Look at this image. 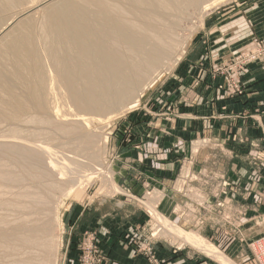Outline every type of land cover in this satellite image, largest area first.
I'll list each match as a JSON object with an SVG mask.
<instances>
[{
	"label": "bare ground",
	"instance_id": "bare-ground-1",
	"mask_svg": "<svg viewBox=\"0 0 264 264\" xmlns=\"http://www.w3.org/2000/svg\"><path fill=\"white\" fill-rule=\"evenodd\" d=\"M50 1L0 0V123L46 126L48 139L60 133L80 150L94 144V137L84 131L89 119H59L56 86L64 88L70 104L86 114L121 116L182 59L193 36L182 45L184 40H178L184 16L197 15L199 29L210 10L229 0H56L45 6ZM40 7V20L27 15ZM12 137L19 140L0 136V153L13 160V165L0 161V189L27 178L37 180L38 189L25 188L0 200L18 216L14 220L0 216L4 253L0 264H52L53 230L61 238L62 223L58 211L54 217L47 213L50 195L59 184L46 179L50 176L44 173L43 155H49L47 163L61 175L65 163L51 158L49 147ZM155 216L164 234L221 264H234L200 235L175 227L163 215Z\"/></svg>",
	"mask_w": 264,
	"mask_h": 264
},
{
	"label": "rangeland",
	"instance_id": "rangeland-1",
	"mask_svg": "<svg viewBox=\"0 0 264 264\" xmlns=\"http://www.w3.org/2000/svg\"><path fill=\"white\" fill-rule=\"evenodd\" d=\"M37 1L40 2V0ZM239 1L229 0L210 10L204 18L203 26L199 29L200 21L197 15L191 13L190 16L188 14L187 17L184 16L178 27V37L180 38L178 40L180 43L184 40L181 43L182 45L192 34L194 37L192 36L182 59L171 71L164 73V76H160L159 80L150 87L151 89L149 88L140 97V101L132 110L121 116L110 118L112 119L110 120L108 119L112 117L110 115L86 114L70 104L71 102L68 100L64 88L56 86L55 98L58 111H60L59 119L88 118L89 124L84 131L94 137V144L91 148L75 149L73 147L74 143L60 133H53V137L48 139L47 132L50 131L46 126L25 122L2 121L0 123V136L16 140L18 138L12 136H20L21 140L29 144L49 147L51 158L56 162L59 161L58 163L67 164L62 165L66 168V172L65 175H61L58 170L54 171L47 163L49 155L47 157L45 154L43 155L46 161L42 157L44 159L42 163L44 173H49L50 176L46 179L57 181L59 184V189L50 195L49 211L46 209L48 211L47 215L52 217L58 211L62 223L61 238L58 239L57 230L55 228L53 230L54 256L52 264H109L108 256L102 249V241L99 239L97 231L94 229L84 230L81 236L75 239V236L68 235L69 224L65 220L67 210L74 208V205L82 210H87L88 207L94 208L105 201L108 202L104 205L105 209H108V206H113L118 212H124L123 215L128 216L123 217L128 225L126 234L121 241L125 244L130 243L135 256L145 257L149 264H151L152 254L158 257L156 247L165 249L169 253H185L195 258H203L221 264L160 231L155 216L159 214L168 218L175 227L200 235L224 253L234 264H257L253 258L251 248L254 242L264 239V222L261 223L263 226L258 225L257 222L250 220L249 214L256 209L258 216H262L259 224L264 221V191L258 189L263 177L264 160L252 156L248 152V146L235 139V142L238 141L239 144L243 145L241 148L235 146L239 150V152H236L229 147L232 144L228 142L211 139L195 140L193 145L191 144L193 158L190 155V157L179 160L177 176L171 188H169L171 189L169 192L168 188L164 190L154 187L140 169L133 167L134 163L126 161L124 157L119 155V146L116 144L118 141L132 140L129 122L135 123L131 118L136 114L145 112V109H149L152 116L159 114L158 109L163 105L164 98H166L165 91L173 83V75L186 57L191 44L204 30L207 24L206 20L213 16L212 14L223 13L225 9L227 11L235 9ZM51 2L55 3L56 0L47 2L45 6L51 4ZM42 7L27 15L32 14L35 19L40 20L42 18ZM15 12L6 14V20L12 18ZM233 13L232 11L229 16ZM25 16L21 18H25ZM254 40L264 42V37L253 38L250 46ZM239 53L233 55L223 64L213 67L214 76H221L224 79V94L228 98L244 95L245 86L242 78L251 65L259 64L264 70V64L262 63L238 65ZM235 73L239 74V84L230 80V77L234 78ZM49 86L48 83L46 92L49 90ZM172 113L173 108L170 102H167L164 105V114L169 116ZM31 114H34V112H31ZM34 115L38 116L40 114ZM137 116L139 121L143 117L140 114ZM134 119H137V117ZM15 128L19 129L21 133H15L13 130ZM34 133L37 135H33ZM135 147L137 148V146ZM0 161L4 164H11L13 160L11 156L0 153ZM228 162L234 168L239 166L248 168L250 171L249 181L253 179L251 185L244 186L243 180L242 182L241 180L240 182L233 180L230 168L227 166ZM254 166L255 168H253ZM50 178L51 180H49ZM25 188L29 190L38 189V181L27 178L21 184H11L8 188H5L6 190L0 189V200L12 198L13 194ZM254 193L255 199L251 201ZM43 194H46L45 190ZM118 202L121 204L116 207L114 203ZM5 215L10 217V220L18 217L17 213L7 210L0 203V216ZM35 218L41 220L40 214H37ZM0 255H4L2 250H0ZM158 261L159 264H162L160 258H158Z\"/></svg>",
	"mask_w": 264,
	"mask_h": 264
},
{
	"label": "crops",
	"instance_id": "crops-1",
	"mask_svg": "<svg viewBox=\"0 0 264 264\" xmlns=\"http://www.w3.org/2000/svg\"><path fill=\"white\" fill-rule=\"evenodd\" d=\"M232 11L233 15L229 16ZM212 15L173 75V83L165 91L166 98L158 109L159 114L152 116L150 110L145 109V112L138 113L143 115L140 121L136 114L131 118L135 123L129 122L132 140L116 143L120 156L134 163L133 167L140 169L154 187L168 188L169 192L177 176L179 160L192 155L191 144L195 140L228 142L236 152L239 150L235 146H243L239 141L249 147L248 152L252 156L264 160L262 66L251 65L245 72L242 78L245 93L236 98L225 96L223 77L213 74L214 66L249 48L253 38L264 37V0H240L235 9H225L223 13ZM167 102L173 108L169 116L164 114ZM235 139L238 141L235 142ZM229 163L227 166L233 180H243L244 186L251 185L253 179L249 181L248 168H234ZM258 189L264 191V171ZM255 193L251 201H254ZM106 203L88 207L87 210L74 205V208L67 210L65 220L69 224L68 235L76 239L84 230L94 229L102 241L109 264H149L145 257L135 256L130 243L121 241L128 225L123 217L128 216L113 206L105 209ZM120 204L114 203L116 207ZM260 216L256 209L249 214L251 221L263 226L261 223L264 221L259 224ZM155 249L162 264H216L185 253H169L160 247Z\"/></svg>",
	"mask_w": 264,
	"mask_h": 264
},
{
	"label": "built area",
	"instance_id": "built-area-1",
	"mask_svg": "<svg viewBox=\"0 0 264 264\" xmlns=\"http://www.w3.org/2000/svg\"><path fill=\"white\" fill-rule=\"evenodd\" d=\"M237 62L240 66L253 63L264 64V42L254 40L250 48L238 54ZM238 75L239 74L235 73L234 78L230 77V80L239 84ZM251 249L253 258L256 260L257 264H264V239L254 242ZM151 264H159L158 257L153 254L151 257Z\"/></svg>",
	"mask_w": 264,
	"mask_h": 264
}]
</instances>
